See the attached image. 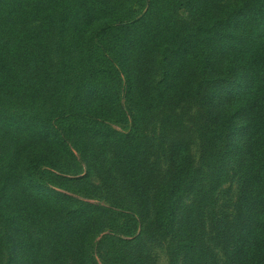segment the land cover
<instances>
[{"label": "trees", "instance_id": "1", "mask_svg": "<svg viewBox=\"0 0 264 264\" xmlns=\"http://www.w3.org/2000/svg\"><path fill=\"white\" fill-rule=\"evenodd\" d=\"M139 1L0 0V264H98L99 235L107 264H145L132 214L74 195L92 192L93 171L106 195L128 197L124 184L143 180L146 126L160 113L161 130L181 129L174 97L176 107L199 106L203 164H240L237 219L215 227L230 236L222 264H264V0H146L134 15ZM183 8L192 23L179 18ZM143 56L158 57L159 79L148 65L134 76ZM170 156L152 233L169 264H206L196 230L179 218L196 171L182 142ZM79 160L85 174L69 177Z\"/></svg>", "mask_w": 264, "mask_h": 264}, {"label": "rangeland", "instance_id": "2", "mask_svg": "<svg viewBox=\"0 0 264 264\" xmlns=\"http://www.w3.org/2000/svg\"><path fill=\"white\" fill-rule=\"evenodd\" d=\"M218 7L229 4L232 0H213ZM146 0H140L133 5L134 15H140L145 11ZM179 18L183 21L192 23L193 16L188 8H183L178 12ZM136 64V73L140 74L145 66H150L153 72L152 76L155 80L160 78V70L158 67V57L143 56L139 58ZM121 104L124 108L128 122L130 118V106L122 95ZM188 104H193L188 106ZM174 108V112L181 116V129L176 133L164 131L159 128V119L161 114L158 113L152 121L146 126V138L143 140L140 156L141 166H144L143 180L138 182L137 188L125 183L123 191L128 194L124 197L119 193L117 195L108 196L101 184V180L97 174L90 172L89 184L92 186V192L89 195H74L84 201H88L100 206L108 207L112 211H116L117 206H122L119 213H130L137 219V228L135 234L140 237L139 246L144 257L145 264H169V256L167 251V243L155 237L152 233V199L156 187L165 181L172 170L171 152L176 143L186 146L187 152L191 159L193 169L196 171L195 184L184 197L179 208V218L184 219L186 223H190L196 230L203 246L206 248L207 258L206 264H222L225 252H229L231 242L227 236L215 230L217 221L221 220L226 227L233 226L237 219L236 199L241 186L240 164L237 158L229 156L219 162L214 169L205 166L202 162V152L199 147L197 136L194 132L192 119L196 117L199 110L198 104L193 101H184L176 107V97L169 105ZM127 124L112 125L117 131H127ZM79 159V154L76 153ZM81 173L84 175L86 168L83 162L79 160ZM118 181L121 176L118 175ZM116 182L119 186V182ZM215 184V186L212 184ZM117 185V186H118ZM213 185V190L211 189ZM118 186V187H119ZM121 191V189H120ZM136 192V195L134 194ZM136 210L138 213H136ZM108 232V231H106ZM228 234V233H227ZM102 235L97 236L94 240V257L98 264H107L103 258V249L97 244Z\"/></svg>", "mask_w": 264, "mask_h": 264}]
</instances>
